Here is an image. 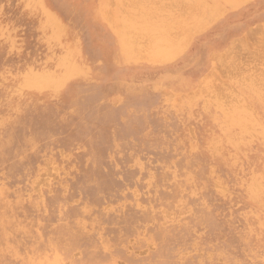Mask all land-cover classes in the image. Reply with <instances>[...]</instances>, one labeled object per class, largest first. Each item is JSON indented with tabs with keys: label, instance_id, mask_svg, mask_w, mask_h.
<instances>
[{
	"label": "rangeland",
	"instance_id": "rangeland-1",
	"mask_svg": "<svg viewBox=\"0 0 264 264\" xmlns=\"http://www.w3.org/2000/svg\"><path fill=\"white\" fill-rule=\"evenodd\" d=\"M96 262L264 264V0H0V264Z\"/></svg>",
	"mask_w": 264,
	"mask_h": 264
},
{
	"label": "bare ground",
	"instance_id": "bare-ground-1",
	"mask_svg": "<svg viewBox=\"0 0 264 264\" xmlns=\"http://www.w3.org/2000/svg\"><path fill=\"white\" fill-rule=\"evenodd\" d=\"M108 10V9H107ZM113 17V16H112ZM147 25V24H146ZM164 25V24H163ZM136 26V25H135ZM139 27V26H138ZM145 27V26H144ZM147 28H148V26H147ZM147 31V30H146ZM164 31V30H163ZM144 34V33H143ZM148 34V33H147ZM147 39V38H146ZM151 40V39H150ZM142 42V41H141ZM135 49V48H134ZM26 99V98H25ZM22 100V99H21ZM48 109H50V108H48ZM44 110H45V108H44ZM110 111V110H109ZM113 115V114H112ZM135 116H136V114H135ZM135 116H133V117H135ZM112 117V116H111ZM137 117V116H136ZM138 118H139V116H138ZM142 118V117H141ZM135 119V118H134ZM145 119V118H144ZM147 119V118H146ZM145 119V120H146ZM133 120V119H132ZM144 120V121H145ZM135 121H136V119H135ZM139 121V120H138ZM142 121V120H141ZM132 122V121H131ZM26 123V122H25ZM135 124H136V122H135ZM127 127V126H126ZM130 127V126H129ZM131 129V128H130ZM239 136V135H238ZM6 138V137H5ZM3 142V141H2ZM5 142V141H4ZM241 253H242V251H241ZM97 258V257H96ZM167 258H168V256H167ZM166 260V259H165ZM138 261V260H137ZM152 261H153V259H152ZM155 261V260H154ZM167 261V260H166ZM168 262H169V260H168ZM167 262V263H168ZM140 263H143V262H140ZM96 264H101V262H96ZM160 264V263H159Z\"/></svg>",
	"mask_w": 264,
	"mask_h": 264
}]
</instances>
